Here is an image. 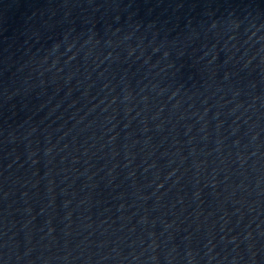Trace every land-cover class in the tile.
I'll use <instances>...</instances> for the list:
<instances>
[{
  "label": "water",
  "instance_id": "1",
  "mask_svg": "<svg viewBox=\"0 0 264 264\" xmlns=\"http://www.w3.org/2000/svg\"><path fill=\"white\" fill-rule=\"evenodd\" d=\"M0 264H264V0H0Z\"/></svg>",
  "mask_w": 264,
  "mask_h": 264
}]
</instances>
